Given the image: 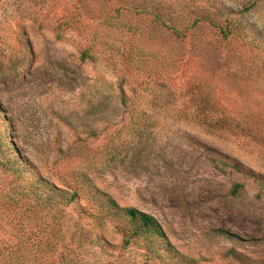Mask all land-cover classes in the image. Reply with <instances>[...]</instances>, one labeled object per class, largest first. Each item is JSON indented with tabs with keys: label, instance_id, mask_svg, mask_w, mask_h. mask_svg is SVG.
Instances as JSON below:
<instances>
[{
	"label": "rangeland",
	"instance_id": "1",
	"mask_svg": "<svg viewBox=\"0 0 264 264\" xmlns=\"http://www.w3.org/2000/svg\"><path fill=\"white\" fill-rule=\"evenodd\" d=\"M254 1L0 0V140L9 134L59 187L87 171L156 216L196 264H264V0ZM206 10L233 33L194 24ZM87 49L94 59H81ZM139 247L87 245L70 264H168Z\"/></svg>",
	"mask_w": 264,
	"mask_h": 264
},
{
	"label": "trees",
	"instance_id": "2",
	"mask_svg": "<svg viewBox=\"0 0 264 264\" xmlns=\"http://www.w3.org/2000/svg\"><path fill=\"white\" fill-rule=\"evenodd\" d=\"M150 14L163 25L168 24L161 12ZM201 14L206 16L197 17L194 24L208 20L220 28L224 37L233 33L231 21L225 25L220 24L218 18L210 19L213 14L217 15L216 11L206 10ZM168 26L177 30L174 25ZM81 59L94 57L87 49L82 51ZM121 100L128 108L123 93ZM0 147L2 165L10 183L9 189L0 191V264L77 263L80 260L73 254L77 248L87 245H96L105 253L117 247L124 252L140 245L139 253L146 261L169 257L168 264H196L195 259L179 251L170 241L156 216L136 206L120 204L111 193L98 186L87 171H76L74 177L78 180L65 181V187H59L26 161L9 134L7 140H0ZM222 162L238 172H246L238 162ZM29 172L33 173V179L27 178ZM243 186L237 183L233 191L237 193ZM69 214L72 215L70 220L75 216L73 224L65 220ZM110 231L122 235L120 245L114 244L108 235ZM218 233L231 238L228 232L219 230Z\"/></svg>",
	"mask_w": 264,
	"mask_h": 264
}]
</instances>
